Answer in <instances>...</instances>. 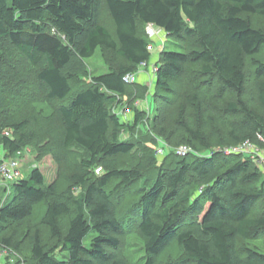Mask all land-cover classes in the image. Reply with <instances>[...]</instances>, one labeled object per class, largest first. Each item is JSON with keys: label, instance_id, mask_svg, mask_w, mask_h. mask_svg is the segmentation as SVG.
Masks as SVG:
<instances>
[{"label": "trees", "instance_id": "obj_1", "mask_svg": "<svg viewBox=\"0 0 264 264\" xmlns=\"http://www.w3.org/2000/svg\"><path fill=\"white\" fill-rule=\"evenodd\" d=\"M148 25L188 47L158 53L154 97L174 96L172 85L194 67L218 84L217 98L225 90L236 98L219 116L197 85L184 99L193 122L179 113L183 136L171 148L185 145L189 153L181 158L164 148L158 160L161 145L147 135L150 161L122 169L117 159L141 146L132 135L144 117L135 102L122 106L132 85L123 78L151 62ZM6 45L33 70L50 111L38 130H29L30 118L3 116ZM98 49L121 63L91 76L86 61ZM263 56L264 0H0V146L14 156L23 143L51 137L45 153L58 170L53 182L39 168L12 182L0 202V253H9L1 260L15 254L25 255L16 264H124L114 251L128 225L142 242L144 264H156L173 243L185 264H264V252L244 244L264 237L263 173L246 156L224 153L264 138ZM248 65L256 109L241 99ZM144 92L146 97L150 90ZM40 117L42 112L32 119L39 124ZM63 163L71 167L65 190L58 184ZM151 164L158 169L155 178L135 192L137 202L122 220V198Z\"/></svg>", "mask_w": 264, "mask_h": 264}, {"label": "rangeland", "instance_id": "obj_2", "mask_svg": "<svg viewBox=\"0 0 264 264\" xmlns=\"http://www.w3.org/2000/svg\"><path fill=\"white\" fill-rule=\"evenodd\" d=\"M104 24L107 26L110 25V19L108 15H104ZM255 25L260 26L262 23H255ZM150 45L151 52V62L147 67H142L137 69L136 79L131 83L127 88V91L130 97L129 100L124 98L123 107L131 106L135 102L134 107H137L139 110L144 111L143 121L140 124L139 128L133 133L132 137L138 139L141 146L137 147L132 154L129 156L119 157L117 159V165L119 168H130L135 169L139 164L149 162V151L144 147L145 141H147V135L156 136L157 142L161 146L158 148L157 145L153 146L151 152H155L156 149L167 148L170 150L172 147H175L181 144V138L183 136V131L179 129L176 122L178 117L183 118V121L187 122L189 125L192 124V112L191 109L186 105L185 98L194 94V88L197 85H201L202 97L206 99L208 106L211 110L219 112L225 108L226 103L229 101H234L236 96L233 92L229 90L223 91L220 96L217 98L216 93L218 91V84L204 80L199 74L198 70L194 67L188 68L184 77L177 83L173 84L172 87L177 92L174 96H167L166 99L159 100V97L153 95V87L150 82L149 67H154L157 60V55L161 50L168 51H182V48H188L186 45L175 41L169 37L163 36H154ZM5 56L6 62L3 68V89H4V99L6 107L4 109L3 116L12 118L13 120H19L21 118H30L29 130H38L39 126L43 123V119L47 117L50 112L48 106L43 102L41 92L39 90L38 82L35 79L33 70L23 61V59L17 55V53L5 46ZM264 61V56L262 57ZM88 72L91 76H97L107 72L110 68H115L121 60L115 58L111 53L104 52L98 49L94 56L88 59L87 61ZM251 70L249 65L247 66L246 74L248 76V82L246 84L245 90L241 95V99L250 107L257 108V101L255 95V83L253 78H251ZM143 75V79L140 80L139 75ZM83 81V80H81ZM145 88L150 90V93L145 97ZM145 99H139V98ZM135 97V98H134ZM154 97V98H153ZM140 101H137V100ZM202 99V98H201ZM200 99V100H201ZM172 100V101H170ZM137 101V102H136ZM42 110V111H40ZM39 112H42V117H40V123H35L32 117L38 116ZM263 114V113H262ZM126 122L132 121L131 113L127 114ZM218 115H216V122L219 121ZM264 115V114H263ZM155 122V124L153 123ZM151 123H153V131L150 128ZM216 124V123H215ZM216 135L221 134L219 126H215ZM4 134L8 135L6 130L3 131ZM10 135V134H9ZM12 138L16 139V135ZM51 137L44 138L43 140L35 139L32 141H27L23 143L22 152L17 153L14 156L8 155L7 151L0 146V163L8 161L10 159L16 160L20 164L21 177L20 179H27L34 168H39L44 174L46 181L53 182L58 173L56 165L53 163L51 155L45 153L46 146L51 145ZM185 146V145H184ZM188 147V146H187ZM157 150L154 156L161 160ZM168 151V152H169ZM167 150H164V155ZM10 156V157H9ZM102 168L100 165L96 166ZM95 167V168H96ZM94 168V170H95ZM97 169V168H96ZM157 168L154 164L148 165V168L142 171L141 177L136 181L132 188L130 189L127 199L122 198L120 204V216L125 218L128 214V209L135 204L137 198L135 192L143 189L146 183H151L157 174ZM71 173V167L68 163H63L62 168L60 169V176L58 179V184L61 187V190H65L68 185L66 180ZM95 175V174H94ZM11 182H9V192H11ZM3 182L0 179V202L5 199L6 192L3 187ZM7 188V189H8ZM8 192V191H7ZM120 199V198H118ZM117 199V200H118ZM37 214V213H36ZM37 215H34L33 222H35ZM29 222V224H34ZM125 234L120 237V244L117 250L114 251L115 256L123 261L124 264H144L143 263V246L142 242L139 239L135 231H132V227L125 225ZM249 247L258 248L260 251L264 252V237L253 239L247 243H244ZM242 245V243H241ZM7 254L8 252H3ZM25 255L14 257L13 264H16L18 260H22V257ZM181 254L176 243H173L168 249H166L163 254L159 257L156 264H185L180 260ZM0 264H8L7 260H2ZM22 264V263H21Z\"/></svg>", "mask_w": 264, "mask_h": 264}, {"label": "built area", "instance_id": "obj_3", "mask_svg": "<svg viewBox=\"0 0 264 264\" xmlns=\"http://www.w3.org/2000/svg\"><path fill=\"white\" fill-rule=\"evenodd\" d=\"M146 34L148 35L149 38H153L154 36H164L163 32L160 29L154 28L150 25L146 26ZM142 67H147L146 65H142L140 68ZM139 68V70H140ZM149 74H150V78H151V82L150 84L153 86V79H154V69L152 67H149ZM136 73L131 74V75H126L123 78V82L126 84H131L134 82V79H136L135 77ZM128 112H122L121 113V117L123 120H126V117ZM257 139L260 142V145L252 143L250 141H244L239 145L236 146H232L230 148H226L224 149V153L225 154H239V155H243L246 156L247 158H249V160L253 161L254 164L260 169V171L263 173V179H264V138L260 135H257ZM190 151V148L187 146H180L178 148H176L174 150V153L178 156V157H185ZM164 152L163 149H158L157 153L159 155H162ZM96 174H100L101 173V168H97L95 170ZM21 177V170H20V164L14 160V159H10L8 161H4L2 163H0V179L3 182V187L4 190L6 192H4L5 194L9 193V182H14L19 180ZM9 187V188H8ZM8 188V189H7ZM8 191V192H7ZM2 251L0 253V262L2 261L1 259L4 258L5 256H8L7 254H3ZM8 252V251H6ZM9 254V253H8ZM14 257H16V255L14 254L8 261V264H12Z\"/></svg>", "mask_w": 264, "mask_h": 264}, {"label": "crops", "instance_id": "obj_4", "mask_svg": "<svg viewBox=\"0 0 264 264\" xmlns=\"http://www.w3.org/2000/svg\"><path fill=\"white\" fill-rule=\"evenodd\" d=\"M143 75H144V74H140V75H139V77H140V80H142V79H143V78H142V77H143Z\"/></svg>", "mask_w": 264, "mask_h": 264}]
</instances>
